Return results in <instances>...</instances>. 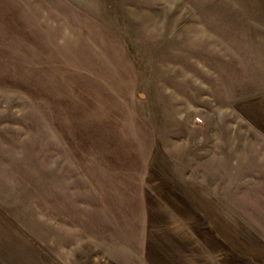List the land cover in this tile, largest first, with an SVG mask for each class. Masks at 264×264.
<instances>
[{
  "label": "rangeland",
  "instance_id": "obj_1",
  "mask_svg": "<svg viewBox=\"0 0 264 264\" xmlns=\"http://www.w3.org/2000/svg\"><path fill=\"white\" fill-rule=\"evenodd\" d=\"M115 41L181 171L264 235L263 124L242 105L264 95V0H0V218L64 264L102 260L111 221L65 138L115 105L96 86Z\"/></svg>",
  "mask_w": 264,
  "mask_h": 264
},
{
  "label": "crops",
  "instance_id": "obj_2",
  "mask_svg": "<svg viewBox=\"0 0 264 264\" xmlns=\"http://www.w3.org/2000/svg\"><path fill=\"white\" fill-rule=\"evenodd\" d=\"M113 46L104 52L108 62L96 86L115 105L103 121L93 119L77 131L72 126L65 138L78 161H85L92 194L111 221L105 231L113 239H103L102 260L93 256L90 263L264 264V235L184 174L158 141L136 97L138 65L121 42ZM242 105L264 132V95ZM17 230L0 218V264H64Z\"/></svg>",
  "mask_w": 264,
  "mask_h": 264
},
{
  "label": "built area",
  "instance_id": "obj_3",
  "mask_svg": "<svg viewBox=\"0 0 264 264\" xmlns=\"http://www.w3.org/2000/svg\"><path fill=\"white\" fill-rule=\"evenodd\" d=\"M198 119V121H201V119L200 118H197Z\"/></svg>",
  "mask_w": 264,
  "mask_h": 264
}]
</instances>
